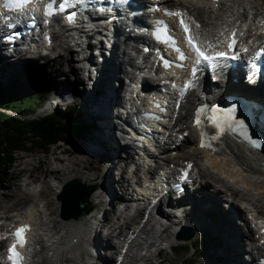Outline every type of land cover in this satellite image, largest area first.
Here are the masks:
<instances>
[{
    "label": "bare ground",
    "instance_id": "obj_1",
    "mask_svg": "<svg viewBox=\"0 0 264 264\" xmlns=\"http://www.w3.org/2000/svg\"><path fill=\"white\" fill-rule=\"evenodd\" d=\"M137 2L142 6L143 10L134 15L133 11L135 8L126 7L122 10L123 13L119 14L118 16L116 28L118 31L117 38L118 40L122 41V45L121 47H119V50L122 48L123 53L129 57L130 67L134 70V73H137V77L141 78L143 77L142 75L149 77L150 74H155L153 70L154 66L149 65L150 56H145L143 53L141 54L142 51L140 48V44H148L152 41L150 37L149 24L154 17H157V15L156 13H151L149 11L148 0H137ZM250 2L254 4L253 2H255V0ZM250 2L247 3V5L251 4ZM232 4H235L237 6V0H234ZM253 6V10L254 8L255 10L259 9V7H257L255 4ZM232 10L233 7L227 9L228 12H231ZM260 15H262V12L260 11L255 14V16ZM223 16L225 17L226 15ZM141 23L144 24V29L141 28ZM16 52V56L18 57V49ZM0 59L2 62L8 61V64H0V75L6 73L10 70V68H12V62H19L22 64L27 62L15 59L13 57ZM61 62L62 61L60 60L45 62V67L43 69L48 76V80H52L51 82L53 83L52 89L49 92L51 102L47 103L44 108L48 110L47 114L55 112L56 106L60 104L63 105L62 107H64V109H69L71 107L79 108L80 106L84 112V126H86L87 132L90 133V138L94 142L96 147L95 153L102 156L109 155V157L113 161H115L118 157H121L122 159V146L118 143L119 135H117L112 121L114 117L119 118V116L122 115L120 123L124 125L128 124L130 128L134 130L132 134L129 132L127 133L129 136L128 142L130 143V145L127 146V149L129 150V158L132 157V155L137 156V165L141 169L148 170V173L151 174L152 178L150 180L149 186L151 187V189H154V192L150 190L149 187L143 188L141 186V183L137 187H134L127 179V177H124L123 180L119 181L123 190L126 192V196L123 200L136 206V212L134 216L128 217L126 215H122V209L118 208L113 221H110V210H106L107 218L105 219V221H99V219L97 220L94 218L98 212L97 207H99V205L95 207L91 198L90 202L92 210L90 214L85 215L79 220L73 219L63 222V232H57L56 234H54V230L57 227L58 220H61V217L57 219L55 216L56 213L60 211V206L61 204L63 205V200H59L58 197H55L54 200H52V206H57V208L56 210H52L50 209L49 204L45 202L46 200H42V197H48L49 195L52 196L53 194L55 196H58L60 194V191H62L64 184L73 179H79L82 183L86 185H92L94 187L97 185L94 183L96 179L94 174L90 171L91 169H75L76 166H82V164H84V161L78 158L74 160V162L68 163L67 168L63 167L59 170L64 171L65 174L62 179L55 178L58 184H52L51 182H49V187L52 189V191L46 190V187L44 185H41L38 188H29V185L27 184H20V199L22 201H25L35 196V201L32 205L25 209V214H23L20 210L12 212V214H10L9 212L12 207H8L7 205H5V202L3 204H0V214H3L0 215V227L8 232L10 226L20 220H27V222H29L34 227V233L31 239L32 245L29 247V249L31 250V261L28 264H64L66 262V253L68 252L67 248L70 247L68 244V237L71 234L78 237V239H81L82 246L77 249V252H79L82 256V259L80 261L81 264H107L111 261V257H113V254H119L118 250L120 249L121 242H109L108 248H111L109 249L110 252L112 251L110 254L101 251L102 249L98 251L100 248L98 244L106 249V244L102 240L103 232L101 231V229H103L107 224L110 225V223H113L111 228H114V230L111 232L112 234L115 233L118 229H120V231L122 232L124 227L126 229H136V225H139V223L143 222L144 215L142 216L140 222H137L136 218L143 214V211L146 210L148 206L144 209L142 208L161 194L159 191V177L161 175L160 171L164 172L166 176L168 175L167 177L171 178L173 177L175 168L178 166V164H183L184 162L188 161L189 158L186 156H180V154L178 153L174 155L175 151H178L180 148H174L176 137H167L166 129H163L161 127H152L150 124H142L143 122L141 119V109L145 108L146 106V96L142 94L138 95L136 98L130 97L128 100H126V102H123L121 98H119V101L118 99H115L118 96V92L116 90L117 88H115V86L113 85V80L117 79V81H119L118 78L120 76L119 74L121 73V64L119 58L115 57L114 60L107 65V67H103V64L97 62L94 65L90 66V70L88 71H86V69L82 66H78L79 69L84 72L80 74L76 73L75 67L72 64H69V67L67 66V60L63 61L62 63ZM59 65L61 66L59 67ZM244 70L245 68H242V66H238L236 70H230L229 68L225 69L229 76L225 78V81L224 78H221L220 83L215 85H210V82H208L207 79H202L203 82L206 83L204 90H200L198 92V90L195 89V91L189 94V96H187L188 104L192 100L201 102L202 98H206L210 101V103H214L216 102L218 97H220L222 90L223 94H227V91H229L227 90V87L230 86L232 87L231 89H233V92L230 93L249 95L250 97L256 98L258 101L264 104V83H262L259 88H256L255 86H249L248 81H246V77L244 76ZM64 78L69 80L61 83L62 79ZM72 78L76 79H74L73 81ZM161 81L162 78H158V80L156 81V86H161ZM237 84H239L240 86H244L243 90L245 91L243 92L245 93H242V91L236 87ZM112 101L115 103H112ZM108 103H111V105L109 104L111 107L108 106ZM187 109V106L184 107L182 112H186ZM103 110L105 111L103 112ZM106 119H110L111 125H109L110 121H105ZM180 122L182 123L181 119ZM136 141H138L139 143ZM184 146L190 147V140L184 142ZM226 148L229 152L223 157H207L212 170L217 173H222L228 178H234L235 186L244 184L250 190H253L255 192V196L253 195L255 198H253L252 196V199H250L251 197H249V192L235 191L232 188L229 189L231 193L227 191L225 192L221 188V186H224V182L221 181V179L215 178L214 179L217 181V183L215 184L206 182V178L208 177V175L205 172H202V180H204L205 178L206 181H201L199 184L200 186L197 189L189 190L187 197H189L190 199L196 198L199 203V200H201L202 204L211 202L204 200L206 198L201 197L202 195H200L201 193L206 192V184H212L211 186L213 187L214 191L224 194L222 199L226 201L227 208L232 205L233 210V206H235L236 209H239L241 211V215H239L238 217V222L242 221L241 224L244 228L241 229L242 231L240 232V235L247 238V240L245 241V251H247L246 256L248 258H246L247 260L245 262L244 257L241 256L240 259L243 262L242 264H263L262 258L264 257V247H262V244L259 242L260 240L256 239L255 235H253L252 227L255 225V222L254 218L252 216L250 217L251 212H253L252 208L259 210L264 214L262 207L258 203L259 201L264 202V176L260 173V157L257 154L247 151L234 139L228 140L226 142ZM91 149L92 148H90V146H86V151H89ZM102 158L104 159L105 157ZM234 160L237 164L245 167V173L236 170ZM168 167H170L169 171H167ZM68 169L71 170L67 171ZM145 175L147 174L142 173V177ZM109 179L107 181L110 189V187L112 186L110 184L112 180ZM218 183H220L221 185H219ZM39 188H41V191L37 193ZM13 196L14 195L12 194H6L4 197L5 199L10 200ZM172 197H175V194L172 195ZM199 197L204 199H200ZM79 198H83V194H80ZM93 199L97 200L99 199V197H97V195H94ZM161 201L162 199L160 200V203ZM248 201L251 203H249ZM49 203H51V201ZM168 203L169 206H171L174 210L177 209V207L174 206L175 203L171 201V197H169ZM201 206L197 208V210H200ZM213 207L215 206L213 205ZM213 207H211L208 212L211 211ZM4 209H7V212L1 211ZM77 210H79V208ZM104 210H102V212H104ZM188 210L189 208H184L182 210V215L184 218H187L188 224H190L197 230V225L199 223L196 220V222L193 224L190 217V211L188 212ZM84 211V209L81 210L79 214L83 213ZM234 212L236 211L234 210ZM175 213L176 212H173L172 210H164L162 207V209L159 208L157 210V214L161 218L156 219L152 214H149L150 221H148V223L144 225L139 233V236H137V238L132 241L130 250H128L127 254L124 256L123 264H139L140 260H144V264H156L160 261H163L166 258V254H162L161 252L158 255H156L155 252L153 254L151 248H153V246L162 238L168 237L167 225L163 220H166L167 222H173V218L178 217ZM242 213H244V215H242ZM207 214L208 213L206 212L205 215ZM90 217L91 219H95V227L92 222H89L88 219ZM206 218H208V216ZM156 225H159V227H161L159 234L160 237H158L157 242H155L154 240L148 242L144 237L146 235L150 236L153 233L154 227ZM209 226L211 228H214V235L213 230H211L210 232L213 237H218V235L220 236V232L217 231V227L214 223L211 222ZM196 230H194L195 238H193V240L191 241V244L194 246L192 248L194 252H192L191 256L199 253V251L196 250L195 246L196 243L201 239V233L197 232ZM93 232L96 234V241L95 244H91V250H93L92 252L91 250L87 251L85 245L87 244L86 238L93 237ZM43 243H45L43 250H39L37 252V248L42 247L41 245ZM230 244L231 243L228 240L227 243L225 242L223 243V245L218 247L219 249L216 248V251L219 250L220 255H215L216 262H214V264H219L218 260L220 259L221 254L226 253L231 248L228 247L231 246ZM133 249L134 252L131 251ZM147 249L149 250L147 253L142 252L143 250L146 251ZM34 252L37 253L35 254ZM117 257L115 258V262L113 264H116ZM222 258H224V262L228 261L227 257ZM232 259L233 257L230 255L229 261L233 263ZM207 260L209 261L210 258H207Z\"/></svg>",
    "mask_w": 264,
    "mask_h": 264
},
{
    "label": "rangeland",
    "instance_id": "obj_2",
    "mask_svg": "<svg viewBox=\"0 0 264 264\" xmlns=\"http://www.w3.org/2000/svg\"><path fill=\"white\" fill-rule=\"evenodd\" d=\"M248 1H250V0H247V2ZM251 1H254V0H251ZM259 1L255 0V2H253V3L257 7H259V6L264 7V0H263V2H259ZM3 63L8 64V61L2 62V64ZM26 63L22 64L19 62H17V63L12 62V64H13L12 68H10V70L7 71L6 73H3L4 75L3 74L0 75V87H7V85H8L7 82H8V80L11 81V79L13 81L17 80L20 83L24 82L28 86H29L28 82H31L35 86H39L37 89H33V90H34V92H40L41 94L43 93L42 96H43V99L45 100V102L37 111L30 114L29 117H27V115L24 116V118L27 117V118H25V120L32 121L30 119H38V118L42 119L43 117H48L50 115H53L54 112L47 114L48 110L44 109L45 106L47 105V103L51 102L49 92L52 89V84H53L51 82L52 80H48V76L46 75L45 71L43 70L45 67V64L43 65L40 62H38V65H40V66H38V65L32 66V64H29L27 66ZM23 65H25V66H23ZM30 66L32 67V69H29V68H31ZM60 66L61 65H59V67ZM0 73H1V71H0ZM67 80H69V79L64 78V79H62L61 83H64ZM244 80H245V78H244ZM116 83L114 82V84H113L115 86V88H117ZM219 83H220V81H219ZM219 83H216V84H219ZM213 85H215V84H213ZM245 86H246V83H245ZM236 87L241 90V89H243L244 86H240L239 84H237ZM230 88H232V87L231 86L227 87V89H230ZM116 90L118 92V94H117L118 96L115 99H118V101H119L120 100L119 98H121V96L119 95L120 89L117 88ZM31 92L33 93V91H31ZM44 92H45V96H44ZM230 92H233V91H230ZM230 92H227V93H230ZM112 97H113V94H112ZM110 102H111V100H110ZM112 103H115V102L112 101ZM109 104L111 105V103H108V106H110ZM62 106L63 105H61V104L56 106L55 110H57L58 108H60L61 110H65L64 107H62ZM79 109L81 110L82 115L79 117V121L77 123L79 125L80 124L83 125V127L86 128V126H84V124H85L84 123L85 120L83 118L84 112L80 106H79ZM7 111L9 113L15 115V113L14 112L12 113L11 110H7ZM41 111H43V112H41ZM104 111L105 110H103V112ZM105 121L108 122V121H110V119H106ZM109 125H111V121L109 122ZM85 137H86L85 140H83L82 142H81V140H77V141L73 140V143L70 144L69 146L65 143L61 144V145H59V143L56 144V145H59L58 148L56 147V145L50 146V149L48 151H40L38 149H34L31 151L29 150V151H25V152H18L16 154V161L12 164V166L10 168L8 167L6 169L8 176H6V178L0 183V204H3L5 202V205H7L8 207H12V209H10V212H9L10 214H12V212L19 211V210L22 211L23 214H25L26 207L28 205H30L32 203V201L34 203V201H35L34 197L35 196H33V197H31L25 201H22L20 199L21 198V196H20L21 188L19 187V185L24 184L23 178H26L31 173L32 175L30 176L29 179H31V181H34L35 183L39 184L42 182L43 177L46 176V177H48V179H49V177H51V179H53V180H50L48 182L44 181L41 183V185H44L46 187V190L52 191V189L49 187V182H51L52 184H58L57 181L55 180V178L62 179L64 177V174H65L64 171H59V174H56L54 172H56V170L62 169L63 167L67 168L68 163L74 162V160H76L78 158L80 160H83L84 164H82V166H76L75 169H80V170H84V169L90 170L91 169L90 171L94 174L95 179H96L94 182L95 184H97L96 181L100 178V176L107 175L106 181L110 178L109 180H112L110 184L112 185L115 183L114 186H116L118 189V192H119L118 194L120 196V199L123 200L124 197L126 196V192L123 190L119 181L123 180L125 176L119 177L117 175V173L115 172L116 171L115 165H117V163L121 159V157L120 158L118 157L115 161H113L109 157V155H104V156L97 155V153H95V150H96L95 144L90 138V133L86 134ZM86 146H90V148H92V149L89 151H86ZM121 151L123 153V148L121 149ZM44 153H47V154H44ZM65 154H67V156ZM98 156H100V157H98ZM102 157H105V158L103 159ZM122 157H123V155H122ZM55 159L58 162H56ZM22 170H23V172H22ZM24 170H25V172H24ZM69 170H71V169H68L67 171H69ZM97 170L99 172H97ZM96 172H97V174H96ZM52 173H54V176H52ZM206 182H209V181H206ZM107 183H108V181H107ZM211 185L206 184V186H207L206 192H203L205 194L207 193V196L205 197L206 199L201 198V197H199V198L204 199L208 202L211 201V202H209L210 206L213 207V205H214L216 207V209H215V207H213V209H214L213 211H209V212L207 211V213H208L207 216H208V218H210V221L212 223H214L215 226L217 227V231L220 232V236L219 235H218V237L214 236V238H212L211 241L208 240L206 242L204 241V242L198 244V242L200 241L199 240L196 243L197 247H195L196 250L199 251V253L197 255L200 256V254H201V255H205L207 257L210 254V257H208V258H211L213 256V253L216 252V248L220 247L225 242L227 243V241L229 240L231 243L230 244L231 246H228V247H231V248L226 253L221 254L220 259L218 260L219 264H242L243 262L241 261L240 257L243 256L245 259V262L248 258L246 256L247 251H245V241L247 240V238H245V236L242 237L240 235V232L242 231L241 229L243 227L241 224L242 221L238 222V217H239V215H241V211L239 209H236L235 206H233L234 210L236 211V212H234V210L232 209V205L229 208H227L226 201L224 199H222L224 194H222L221 192L219 193L216 191H212L211 188H213V187ZM203 193H201L200 195H202ZM6 194H8V195L12 194L14 196L12 197V199L8 200V199H5V197H4ZM252 196H253L252 194H249V197H251L250 199H252ZM55 197L57 198L58 196H55L54 194L52 196L49 195L48 197L43 196L42 200L43 201L46 200L45 202H47L49 204L50 209L56 210L57 206H52V200H54ZM253 198H255V197L253 196ZM187 200H190L193 203H195L194 207L190 208L188 210V212L191 210H197V208H199L202 205L201 200H199L201 204L193 198L190 199L189 197H187L184 199V201H187ZM50 201H51V203H49ZM164 202L165 201H163V203H161V205H159V208L162 209V207H163L164 210H169V211L172 210L173 212L176 211V209L174 210L171 206H168L171 209L168 208L167 203L166 202L164 203ZM174 203H175L174 206L177 207V209H178V203H176V202H174ZM258 203L260 204V206L262 207V209L264 211V202L259 201ZM179 206H180V204H179ZM106 210H110V221L111 220L113 221L115 218V214L118 211V209L116 210V208L114 206L106 207L104 212H103V216H104L103 220L104 221L107 218ZM1 211L7 212V209L1 210ZM58 213L59 212L56 213V216H55L56 218L58 216ZM0 215H3V214H0ZM242 215H244V213H242ZM211 218H213V219H211ZM57 219H59V218H57ZM136 219H138V218H136ZM112 225H113V223L112 224L110 223V225L107 224L105 226L106 228L109 227L108 228V234L104 233L103 229L105 227L103 229H101L103 234H106V237H107V235L109 236L112 234L111 232L114 230V228H111ZM107 239L102 236V240L106 244L105 245L106 249H104L103 247H101L98 244V246L100 248H99V250L98 249L97 250L100 251L102 249L101 251L110 254L112 251L110 252L109 249H111V248H108V247H109V242H112V239H111V237H110V239H108V240ZM211 245L214 248L211 247ZM243 249H244V251H243ZM131 251L134 252V249ZM148 251L149 250L147 249L146 251L143 250L142 252L147 253ZM192 252H194V251L193 250L191 251L189 249V250H187V252L185 250V252L183 254L182 253H180L178 255L173 254V253L169 254L168 259H172V261L168 262L166 264H196V260L195 261L190 260V258H189V257H191ZM153 254H154V252H153ZM230 255L233 257V259H232L233 263L229 261ZM116 257H117V255L113 254V257H111V261L107 264H113L115 262ZM222 257H227L228 261L224 262L225 260ZM144 263H145L144 260L139 261V264H144ZM103 264H106V263H103Z\"/></svg>",
    "mask_w": 264,
    "mask_h": 264
},
{
    "label": "trees",
    "instance_id": "obj_3",
    "mask_svg": "<svg viewBox=\"0 0 264 264\" xmlns=\"http://www.w3.org/2000/svg\"><path fill=\"white\" fill-rule=\"evenodd\" d=\"M26 64L37 66L35 63ZM9 81L7 87H0V183L8 176L6 169L16 161L18 152L34 149L48 151L50 146L60 142L69 146L73 140L82 142L88 134L87 128L77 123L82 115L78 107L58 108L48 117L25 120L29 116H24L34 113L43 105V93H32V89L39 86L31 82L25 86L17 80Z\"/></svg>",
    "mask_w": 264,
    "mask_h": 264
},
{
    "label": "snow or ice",
    "instance_id": "obj_4",
    "mask_svg": "<svg viewBox=\"0 0 264 264\" xmlns=\"http://www.w3.org/2000/svg\"><path fill=\"white\" fill-rule=\"evenodd\" d=\"M29 0H8V4L6 6H15V7H20L23 4H27ZM215 2V0H213ZM84 0H60L58 9L54 8V6L57 4V0H49V3L47 5V11L46 15L52 16L58 12H64L67 8L74 7L76 4H83ZM165 15L168 17H174V18H179V27L181 31L184 33V39L185 42L187 43L188 47L192 50V52L195 54L196 57V64H200L201 62H222L228 59H236V55L229 56L226 52L223 51H215L217 45L216 44H207V48L204 47L205 43H207V40L205 38L204 41H200L197 43L199 40L198 34H195L192 32L190 29V25L186 23L184 16L185 14L180 12V11H170L165 9ZM75 16V13H71L69 15V20L73 19ZM161 24L164 25V31H168V25L164 23V21H160ZM197 28L200 27L199 24L196 25ZM171 39V37H169ZM218 43H225V41H218ZM237 41L235 38V32H233L230 36V38L227 39V48L228 50H234L235 45ZM179 59L183 60L185 59V55L183 52L180 53ZM167 66V62H166ZM193 75H195V70H193ZM190 84H186L185 88L189 87ZM183 91V90H182ZM203 109L198 110L196 113V120L195 123L197 126L201 124V115L203 113ZM234 108H227L224 110H221L217 107H213L211 109L212 115L209 117V119L213 122L214 127L218 130V133L222 130H228V131H233L235 128H239L241 130V135H244L245 138L248 140L250 145L252 147H261V143L255 139H252L247 135L246 132V127L244 125V122L241 121H236L234 117ZM204 133H201V147H206L209 146L205 144L204 142ZM218 136L213 135L211 137L212 140L217 139ZM189 168H191V165H188ZM187 173H185V176ZM30 230L29 225H21L20 227L16 228L14 232L11 233L12 236L15 237L14 241L10 245V247L7 249L8 251V260L11 261V264H22L24 257L23 255L17 251V248H24L27 240L25 237V233Z\"/></svg>",
    "mask_w": 264,
    "mask_h": 264
},
{
    "label": "water",
    "instance_id": "obj_5",
    "mask_svg": "<svg viewBox=\"0 0 264 264\" xmlns=\"http://www.w3.org/2000/svg\"><path fill=\"white\" fill-rule=\"evenodd\" d=\"M93 191V188L86 187V185L82 184L80 180H73L69 182L65 188L64 192H62L60 199L63 200L64 206V217L66 219L70 218V216L79 217L78 214H67L74 208H80L81 204L88 203L90 193ZM80 194H83V198H79ZM85 194V195H84ZM89 212V209L86 210ZM191 238V237H190Z\"/></svg>",
    "mask_w": 264,
    "mask_h": 264
}]
</instances>
